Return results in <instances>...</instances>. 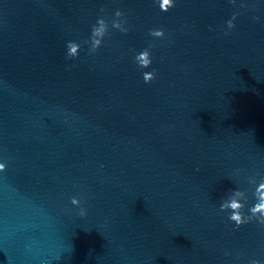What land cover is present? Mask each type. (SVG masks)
Returning <instances> with one entry per match:
<instances>
[{
  "label": "water",
  "instance_id": "95a60500",
  "mask_svg": "<svg viewBox=\"0 0 264 264\" xmlns=\"http://www.w3.org/2000/svg\"><path fill=\"white\" fill-rule=\"evenodd\" d=\"M117 9L126 34L66 58ZM5 162L0 264L264 262V227L219 210L235 187L251 205L244 177L264 176V0H0Z\"/></svg>",
  "mask_w": 264,
  "mask_h": 264
},
{
  "label": "clouds",
  "instance_id": "9594fccd",
  "mask_svg": "<svg viewBox=\"0 0 264 264\" xmlns=\"http://www.w3.org/2000/svg\"><path fill=\"white\" fill-rule=\"evenodd\" d=\"M161 12H168L169 9L175 7V0H153ZM228 3L235 6L236 0H228ZM241 8H244L243 3L240 4ZM105 9L101 8L100 13L103 14ZM240 15L239 12H234L231 18L226 22L227 29L234 28V21L237 16ZM254 20L259 19L258 17H253ZM127 25V19L125 14L117 9L113 13L111 19H107L103 15L97 17L94 24L90 26V35L87 40L82 43L76 41H67L65 44L66 58L77 59L82 47V44L88 45V54L91 55L95 53L104 43L106 37L110 34V28L119 31L120 33L126 34L129 31ZM227 34V33H226ZM148 35L155 39H162L165 36L164 29H149ZM153 45L150 43L148 47L137 52L133 56V61L139 69H147L152 64V54L151 48ZM143 82L145 84H150L156 78V69L151 71H142L141 73ZM6 162L0 163V172L5 171ZM243 169H236L233 172V176L236 178L241 177ZM257 175H246L244 177L247 185L253 186L251 190V198L253 203L249 205V189L235 187L231 189L225 198H223L219 204L220 212L226 214L227 220L234 225V230L239 229L243 225L250 223H256L257 225L264 227V176H260L257 180ZM72 206L79 209V215L85 216L86 210L81 206V199L73 196L70 200ZM229 253H225L228 255ZM249 264H264L260 259H251Z\"/></svg>",
  "mask_w": 264,
  "mask_h": 264
}]
</instances>
